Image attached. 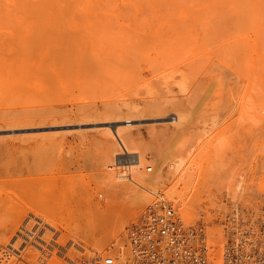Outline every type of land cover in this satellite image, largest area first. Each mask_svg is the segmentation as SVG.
Returning a JSON list of instances; mask_svg holds the SVG:
<instances>
[{"label":"rangeland","instance_id":"1","mask_svg":"<svg viewBox=\"0 0 264 264\" xmlns=\"http://www.w3.org/2000/svg\"><path fill=\"white\" fill-rule=\"evenodd\" d=\"M169 1L162 3L158 1L148 9L140 4L128 6L142 12V16L141 13H138L140 16H136L137 20L135 16L129 19L134 13L127 7L128 3L122 0L105 7L107 9L105 11H112L110 16L112 19L87 16L90 13L89 11L86 13L87 4L74 6L68 17L71 21L68 23L70 26L54 28L56 31L54 35L37 32L31 37L28 32L32 34L34 30L28 28L30 31H27V28L21 27L13 28V33H10V22L5 21L7 23L5 25L9 27L7 30L8 27L2 24L4 21H0V30L4 32L3 34L0 32L2 34L0 63L9 60L7 49L10 44V48L20 46L25 38L31 42H40L53 37L56 41L64 42L61 49L53 55L36 53L33 58L29 57L30 62L36 59L32 61L31 66L37 62L38 64L26 69L28 75L41 68L39 73L35 72L34 76L33 74L29 76V81L33 83L30 90L12 88L13 84L23 81V74L16 75L13 83H8V77L5 78L7 74L5 69L8 70L4 67L6 63L0 64L2 88L0 115L1 119L4 118L0 121V197L5 199L0 204V209L4 208L0 213L19 209L21 213L25 211L23 207L26 209L28 203L25 187L28 179L32 177V184L40 191L34 192L37 198H33L35 201H32L35 203L33 209L46 214L51 227L50 229L46 226L44 230H39L38 225H35V228L34 225L29 227L30 231L34 230L32 236L41 233V246L38 248L32 246V251L39 254L45 260V264H49V261L73 264L74 260L77 263L84 251L88 253L103 251L114 241L125 240L127 231L124 227L137 222L155 200L154 192L149 191L150 202L135 209L133 202L129 200L132 199L131 196L118 189H111L105 176L96 175L105 160L107 162L105 166L112 163L106 158L107 149L114 150L117 147V151L123 149L114 139L106 141L107 132L89 123L103 119H124L128 112L129 115L133 114L130 113L133 106L143 108L152 103V100H168L171 101L172 108L179 104L180 110L186 114L187 120L184 121L187 126L181 133L176 132L173 127L172 133L161 131V127L155 130L147 122L141 124L136 121L134 122L136 126H132L129 131L132 135V145L144 151L146 156L140 173L146 171L148 166H152L153 171L156 172L159 168L162 174L171 176L177 169V163L173 157L161 160L162 157L157 152L168 146L177 148L184 145L183 151L186 154L190 175L178 183V191L173 188L174 182L157 185L155 190L159 189L161 193L164 191V195L174 202L175 208L187 220H197L206 216L211 224L210 230L213 231V228L218 230L215 235L209 233L210 242L215 249V261L219 258L225 241L223 211L226 212L231 200H234V204L248 200L258 201L257 192L264 190V85L260 86L259 91V87L253 84L256 87L253 86L252 91V83L247 81L231 84L213 76L211 68L206 65L207 60L213 58L208 52L205 39V35L209 34V28L206 31L205 24L209 22L204 21L205 19L201 25L195 22V18L196 21H202L204 18L199 13L203 15L205 12L207 16L209 13L210 18L208 4L205 0L204 4L201 0ZM162 4H168V7ZM162 6L166 9L164 14L160 12ZM154 9L159 10L161 14L158 11L155 14ZM127 12L132 14L127 15ZM165 12H170V16ZM192 13L194 15L191 16ZM200 17L202 18L199 19ZM155 18L156 21H153ZM188 20L189 23H186ZM76 23L80 25L76 26ZM171 28L173 32H177L171 33V30L169 32ZM5 31L9 32L8 35ZM22 57L14 58L15 64L17 61L19 63V60L22 62ZM53 64H56L57 78L51 82L47 76L52 72ZM3 75L5 80L1 79ZM184 76L186 78L183 79ZM3 84L8 88L2 86ZM249 84L251 88H248ZM39 86H42V89H39ZM254 90L259 93L256 94ZM110 109L113 111L109 114L107 110ZM27 120L35 123L28 124ZM34 126H39L38 130H41V126L43 129L41 132L35 129L36 133L34 130L20 129ZM2 127L16 129L13 133L4 131ZM115 153L114 151L112 154ZM171 164H174L173 168L170 167ZM217 164L224 168L217 169L219 180L222 182L212 185L211 190L205 191L199 187V184L205 182L201 172ZM109 167L105 169L110 174L120 172L123 168L117 165ZM128 171L131 175L134 172ZM150 173L146 171L141 174L149 176ZM138 174L133 173L135 176ZM126 182L133 183L131 179ZM197 183L199 188L196 187ZM138 186L140 188V185ZM177 192L180 194L177 195ZM212 196L215 198L212 199ZM193 199L194 202H190L189 205V201ZM212 201H215V204ZM37 203L41 204L39 209ZM126 210L137 212L126 218L120 229L121 233L117 235L116 232H111L106 243L95 245L102 238V234L91 236L86 219H93L94 227L100 226L104 224L102 215L117 216L116 214ZM80 223L82 224L78 225ZM210 230L208 229L209 232ZM12 232L9 236L13 234ZM3 239L5 241L1 242ZM0 240L2 244L7 242V238L1 237ZM4 255L5 251H0V256ZM29 257L26 254L24 262L27 263L26 259Z\"/></svg>","mask_w":264,"mask_h":264},{"label":"bare ground","instance_id":"2","mask_svg":"<svg viewBox=\"0 0 264 264\" xmlns=\"http://www.w3.org/2000/svg\"><path fill=\"white\" fill-rule=\"evenodd\" d=\"M116 1L117 0H0V21H4V23H2L4 25L5 24L7 25V23H5V21L10 22V24H9L10 25L9 27L11 29V30H9L10 33H13V30H14L13 28L21 27L22 29L27 28V31L30 28L32 30H34V32H32V34H30V32H28L29 36H31V37L33 35H35L37 32H43L46 34L54 35L56 33V31L53 30L54 28H56V27L59 28L60 26H65V25L70 26V24H68V23L71 21H70V19H68V17L70 16V11H71L72 7L79 6L81 4H87L88 9H86V11H87L86 13H88V11L90 12L87 14V16H97V17L103 16V17L109 18L110 16H112V14H111L112 11L111 12L105 11V10H107V9H105V7L111 3H112L111 5L115 4L113 2H116ZM122 1L124 3H128L127 7L132 6V5L136 6V5L140 4V5L145 6V9H146V7L148 9L151 5L157 3L158 1H160V3H162L165 1H169V0H122ZM201 1L204 4V1L203 0H201ZM169 2H171V1H169ZM205 2L208 4V9L210 11V18L208 17L209 13H207L208 14V16H207L203 10L202 11V12H204L203 15H202V13H199V14L204 18H202V17L199 18V19L202 18L201 19L202 21H199L198 19H197L198 21H196V18H195V22L200 23L199 25L204 24V23H202L204 19H205L204 21L208 20L207 22H209L208 23L209 27H208L207 23L205 24L207 27L206 31L209 28V30H208L209 34L205 31L204 27H203V29L207 33V35H205V39H206V43L208 46L207 49L209 48L208 52L211 56H213V58L210 60H207L206 65H208V68H211V70L213 72V76L219 77L221 80H225V82H229L232 84V83H243V82L247 81V83H252V89H251L252 91H253V86L255 84L257 85V87H259V91H260L261 90L260 86L264 85V0H205ZM190 3H191V1H190ZM111 5H110V7H111ZM162 5L167 6L168 4H162ZM162 7L164 8V6H162ZM128 8H129V10L132 11V13H134V14H132L130 12L132 15L130 16L129 19H133L134 16L135 17L140 16V14H138V13H141V16L143 15L142 12L139 11V9H134V8L130 9V7H128ZM163 8L160 9V12H162V13L166 10L165 8L164 9ZM157 9H159V8H157ZM129 10H127V11L129 12ZM201 10L202 9H200V11ZM157 11L159 12V10H157ZM157 11L155 12V14H157ZM168 11H170V10H168ZM121 12H123V11H121ZM128 12H127V15L128 14L130 15V13H128ZM152 13H154V11ZM165 13L168 14V16H170L169 15L170 12H168V13L165 12ZM192 15H194V13H192L191 16ZM205 15L209 19L208 18L206 19ZM162 16H164V15H162ZM114 17H116V16L114 15ZM126 17L128 18V16H126ZM154 17H155V15H154ZM106 18H104V19H106ZM156 18L153 21H156ZM110 19H112V18L110 17ZM113 20H115V19H113ZM135 20H137V17L135 18ZM189 20L186 23H189ZM74 22H75V20H74ZM143 22H145V19H143ZM195 22H194V24H195ZM191 23H190V25H191ZM0 24H1V22H0ZM4 25L2 26L3 28H4ZM75 25L78 26L80 24L76 23ZM6 27H8V26H6ZM9 27L6 29L8 30ZM174 28L175 27H173V29ZM199 28L201 29V27H199ZM145 29H147V27ZM189 29H191V28L189 27ZM170 30L172 33L173 32L172 28L169 29V32H170ZM183 31H185V30H183ZM0 32L2 33L1 30H0ZM174 32H177V31H174ZM6 33H7L6 35H8L9 32L7 31ZM23 33H26V32H23ZM6 35H4V37ZM23 35H25V34H23ZM23 35H22V37H23ZM172 35H174V34H172ZM11 36H12V34H11ZM13 37H14V34H13ZM2 38H3V36H2ZM182 38H185V37H182ZM25 39L22 40L20 46L18 45L16 47L10 48V46H11V44H10V46H9L10 49L8 48V46L6 44V49L8 48L7 50H9L8 51L9 60L6 59L7 61L5 60L2 62L3 64L2 63H0V64L4 65L6 63L8 65V66H6V64H5V66H4V67H7V69L9 70L8 71L5 69V72L7 74L9 73L8 75L6 74L7 76L5 75V78L8 77V83H11L14 80L16 75L23 74V81L21 80V82L19 81L18 84H13L14 87H12V88H15V89L21 88L24 90H30V89H32L33 83L31 84V82L29 81V76L31 77V75L33 73L32 74L30 73L31 75H28L27 73H29V72H26V69L29 68L32 65V61L33 60L35 61L36 59L34 58L30 62L29 57L32 56V58H33V55L36 53H40V54L45 53L46 55H53L56 52H58L59 49H61L62 43H64V42L56 41L53 39V37H52V39L43 40L40 42H31V41L25 40ZM171 39H172V37H171ZM188 39H190V38H188ZM205 39H204V41H205ZM169 41H171V40H169ZM7 42H9V40L6 41V43ZM19 42H18V44H19ZM2 43H3V41H2ZM10 43H11V41H10ZM157 43H159V42L157 41ZM195 44H196V42H195ZM0 45H1V43H0ZM158 45H160V44H158ZM12 46H13V43H12ZM106 46H107V44H106ZM178 46H180V45H178ZM18 55L23 56L22 62H21V60H19V63L17 61L15 64L13 59L16 57H19ZM200 59H202V58L200 57ZM202 62H201V64H202ZM37 64H38V62L36 64H33V66H36ZM53 65L54 66H53L52 72L49 73V76H47V78L51 82H53V80H55L57 78V69L55 68L56 64H53ZM33 66H31V67H33ZM38 67H40V66H38ZM31 69H29V71ZM40 69L41 68H39V70ZM39 70L35 69L33 71L34 74L39 73L41 71V70L40 71ZM3 71H4V69H3ZM0 72H1V70H0ZM5 72L3 74H5ZM30 72H32V71H30ZM193 72H195V71H193ZM189 73H187V74H189ZM34 74L32 76H34ZM190 74H192V73H190ZM0 75H1V73H0ZM188 76H190V75H188ZM5 78L3 75V77L1 79L5 80ZM184 78H186V77L184 76L183 79ZM231 84H229V85L231 86ZM34 85H35V83H34ZM51 85H52V83H51ZM250 85L251 84H249L248 86H250ZM2 86H4V84ZM41 87L42 86H39L38 88L42 89ZM254 87H256V86H254ZM36 88H37V86L34 87V89H36ZM248 88H251V86ZM0 89L2 91L1 87H0ZM246 89H247V87L245 88V91L247 92ZM6 90H8V89H6ZM251 90L249 89L250 92H251ZM257 90H258V88H257ZM45 92H46V90H45ZM250 92L248 93L249 97H250ZM254 92H256V94L259 93V92L257 93L256 90H254ZM1 94H2V92H1ZM251 94H253V93H251ZM259 95H261V94H259ZM252 98H254V97H252ZM259 99L261 100V97ZM259 99H258V101H259ZM36 102H38V101L36 100ZM170 103H171V101H168V100H163V101L162 100H152V103L148 104V106H145L143 108H137L136 106H133L130 110V113L133 112V114L129 115V112H128V114L126 113L128 116L124 119H118V118L117 119H103V120L98 121V122L96 121L93 123H89L92 126L96 127L97 129L99 128V129H102L103 131L107 132L108 138L106 141H112L114 139L116 141L115 143L117 145H119L121 147V149H123V151H117V148H118L117 147L114 150L107 149V152H105L106 158L109 161H111L112 163L115 162L113 164L112 163L108 164L107 166H110L111 168H112V166L114 167L116 165L119 167H123L120 172L118 171L115 174H113V173L110 174V172L106 171V169H105L107 167V166H105L106 160H105V162H103V160H104L103 158L105 157V155H104L102 157L103 160L101 159L104 164L102 163V165H101L102 168L101 167L98 168L96 175H98V177H100L101 175H102V177L105 176L106 180H108L107 183H109L108 185H110L111 189H114V190L118 189L122 192H125L127 194V196H131L132 199H129V200L133 202L135 209L150 202V195H148L149 191L154 192L155 197H159L160 199L165 200L168 203L170 201L174 205V202L171 201L170 199H168L164 195V193H165L164 191H163L164 193L163 192L161 193L160 190L158 189L159 192H156V191H158V190H155L156 186L160 185V184H164V183L170 184L171 182H174L173 188L177 189L178 183L182 180L187 179V177L190 175V173L188 172L190 170L188 169V166H187L188 162L186 160V154L183 151L184 145L177 147V148H176V146L175 147L174 146H168L166 148L159 149L157 152V154L160 157H162L161 160L173 157V159L177 163V169L171 176H169L168 174L167 175L162 174V172L159 170V168L157 169L156 172L153 171L152 166H148L146 168V171L149 173L151 172L150 173L151 175L150 174H149V176H146V174L142 175L141 173L146 172V171H144V172L141 171V173H140L141 166L146 161V156L144 154V151L138 150L139 149L138 147L132 145L133 140H132V135L130 134L129 130L132 129L131 128L132 126H136V124H134L135 121L139 122L141 124H142V122H147L153 128H155V130L158 127H161L160 130L164 131V132L168 131V132L172 133V127L177 130L176 132L181 133L183 131L185 126H187V124H185V121H184V120H187V119H185L187 116H186V114H184L182 112V110H180L179 104L174 105V107L172 108L170 106ZM26 106H28V105H26ZM3 109H5V108H3ZM111 109L107 110V112L109 114L114 110V108L112 111H111ZM172 109H175V110H172ZM32 116L33 115H30V117H32ZM136 116H139V117H136ZM28 117H29V115H28ZM34 117H36V115H34ZM1 120H4V118L1 119V115H0V121ZM27 122L29 124L30 122L33 123L34 121H31V120L28 121L27 120ZM139 123H137V124H139ZM84 125H85V123H84ZM51 126H53V125H51ZM7 127H9V125ZM53 127L56 128L59 126H53ZM83 127H85V126H83ZM2 128L4 129V131L6 130V131H10V132H13L16 129L15 127H10L9 129H5L4 127H2ZM38 128H39V126L38 127H35V126L34 127H23L20 129L31 130V131L34 130L33 132H35L36 130H38ZM45 128H44V130H45ZM47 128H48V126H47ZM42 129H43V127L41 126V130ZM41 130H38V131L41 132ZM1 131H3V130L1 129ZM10 132H8V133H10ZM27 132H29V131H27ZM31 133L32 132H30V134ZM32 134H34V133H32ZM109 148H111V147H109ZM112 148H114V147H112ZM114 151L116 152L114 154L115 156L112 154ZM215 154H216V152H215ZM218 155H220V154H218ZM113 156H114V158H116L115 161L113 160ZM219 162H221V160ZM158 163H159V161H158ZM106 164H107V162H106ZM170 167L173 168L174 164H171ZM220 168H221V165L219 167V164H217L216 166L211 165L208 169L201 172L202 178L204 179L203 181H205V182L203 184L197 183L196 187L197 188L202 187L203 189H205V191H207V190L212 189L211 188L212 185L213 186L218 185L219 182H222L219 180V177H218L219 172L217 171V169H220ZM222 169H224V168H221L220 170H222ZM232 169H231V172H232ZM128 170H130V171L132 170V172L134 170L135 173L137 172V174L138 173L139 174L137 176H135V175H133V173H134L133 172L131 175ZM229 173H230V171H229ZM226 174L227 173H225L224 175L227 179L228 177L226 176ZM232 176H233V174H232ZM146 177H148V178L146 180H144V178H146ZM31 178L28 179V182H27L26 187H25L26 188V200L28 201V203L26 205L27 206L26 209H24V207H23V210H25L24 212H22L23 215L20 211L21 209L13 210V211L7 210V211L0 213V223H1L0 235L1 234L3 235V236H1L2 238H7V242H5V244L1 243V242L5 241L4 239H3V241H1L2 239L0 240L1 241L0 242V251H5V255L0 256V264H45V260L39 254L32 251V246H35L36 248L41 246L40 245L42 243L41 233L38 232L39 233V235H38V234H35L36 233L35 232L34 233L35 235L32 236L31 234H32L33 229L30 231L29 227L31 225H34V228H35V225H38L39 230H42V229L44 230L48 226L51 229V227H50V223L48 222V220L46 218L47 215L44 213H41L39 211L38 212L34 211L35 209H33V206H35L34 205L35 203L34 204L32 203V201L35 202L33 200V198L34 197H35V199L37 198V196H34V194H35L34 192H36V191L40 192V191L36 190V189H38V187L36 185L34 187V185L32 184L33 180H31ZM128 178H130L133 183H127L126 180H130ZM35 182H36V180H35ZM183 182H185V181H183ZM198 184H199V187L197 186ZM138 185H140V188ZM23 188H24V186H23ZM177 191H178V189H177ZM171 193H172V191H171ZM177 193H178L177 195L180 194L179 192H177ZM211 193H212V191H211ZM181 194H182V192H181ZM214 198L215 197H213L212 199H214ZM256 198L258 201H249L248 200V202H243L241 204L238 202H236L234 204V200H231V204H230V206H228L226 212L223 211V215L225 217V219L223 221L228 222V223H233V225L230 228V234H231L232 242H233L232 243L233 246L231 247L233 249V256H232V260L229 264H264V190L257 192ZM4 201H5V199L0 197V204L3 203ZM156 202H157V199L153 201V203L150 205V207L152 205H154ZM190 202H194V199H193V201H191V200L189 201V203H188L189 205H190ZM212 202L215 204V201H212ZM40 205L39 204H38V206L36 205L38 209H39ZM183 205H185V204H183ZM182 208H183V206H182ZM2 209H4V208H2ZM2 209H0V210H2ZM173 209L175 210L177 220H180L182 224H185L186 226H195L197 228H205V229L210 230L209 227H211L210 226L211 224L207 220L206 216H205V218H203V216H202L197 220H195V219L194 220H187V218H185V216H183L175 208V206H173ZM132 211L126 210V211L122 212L121 214H116L117 216H113L111 214L106 216V214H104V215H102L103 219H104V221H103L104 224H102L100 226H95V227H94V220L93 219H86V225L89 227V230H90L89 232H90L91 236H92V234L96 235L97 233L102 234V238H100L98 243H96V244L94 243V244L99 246V245H103L104 243H106L107 239L110 238L109 234L111 232H116L117 235L120 234L122 231L120 229L122 228V225L124 224V221L126 220V218L130 217L133 213L137 212L138 209H137V211L135 210V212H132ZM149 211L150 210H147V212L144 213L142 215V217L135 223L138 224L140 222H146L147 221L146 217L149 215L148 214ZM81 224L82 223H80L78 225H81ZM111 225H113V227H111ZM51 226H53V225H51ZM13 228H14V230H13ZM97 228H99L100 230H97ZM124 229H125V227H124ZM87 230H88V228H87ZM216 231H218V230L213 228V231L210 230V234L215 235V234H217ZM10 232H12L13 234H11L9 236ZM86 234H88V233H86ZM160 237H165V236L161 235ZM63 238H65V237H63ZM72 240H74V239H72ZM17 243H19V244H17ZM155 244H156V247L152 249V263H150V262H148V258L146 257L147 252H143L144 255H140V254L133 251V249L131 248V245H130L129 235H127V232H126V239L125 240L114 241L113 243H111L108 246V248H106V250H103V251H97L96 250L92 253L91 252L88 253V252L84 251V253L80 256V259L77 260V263L73 259L74 260L73 264H75V263L80 264L81 262H83L87 258H89V260L94 261L95 263L97 262V264H108V263L104 262V258L106 256V254H109V253H112V255H115L114 262L112 264H131V261H135V255H138L140 258L138 260L140 262L139 264H167V261L169 260V257L171 255H174L177 258L186 259L187 264H203L204 263V259L201 257H200V259H197V260L195 258L194 259L189 258L191 256V254L188 253L187 251H185L182 254V256L180 257V253L178 252L180 250V242L175 247H168L167 241H160V242H156ZM27 245L29 247H26ZM78 246H80V245H78ZM188 246L193 247L192 243L191 244L188 243ZM223 248H224V245L222 247V251H221L219 258L215 261V252H214L215 249H214V247L213 248L210 247L209 260H210L211 264H223V263L227 262L225 259L222 260ZM7 253H13V254H7ZM26 254L30 256L28 259H26L27 263L24 262ZM48 263L49 264H61L60 262H57V261L56 262L49 261Z\"/></svg>","mask_w":264,"mask_h":264},{"label":"built area","instance_id":"3","mask_svg":"<svg viewBox=\"0 0 264 264\" xmlns=\"http://www.w3.org/2000/svg\"><path fill=\"white\" fill-rule=\"evenodd\" d=\"M156 199L157 202L149 207L150 211L146 217V222L131 223L125 228L133 251L140 255H144L143 252H147L148 262L152 263V249L156 247V242L167 241L168 247H175L180 242V250L178 251L180 257L187 251L191 254L189 258L197 260L201 257L204 259L203 264H211L209 250L214 245L210 242L208 229L182 224L180 220H177L173 209L174 205L170 201L168 203L159 197H156ZM232 225L233 223L224 222L225 241L223 243L222 260L225 259L227 262L223 264H229L233 256V249L231 248L233 242L230 234ZM161 235L165 237H160ZM188 243H192L193 247L188 246ZM114 257L115 255H112V253L106 254L104 262L112 264ZM139 259V256L135 255V261H131V264H139ZM180 263L187 264L186 259L171 255L167 261V264ZM80 264H97V262L95 263L87 258Z\"/></svg>","mask_w":264,"mask_h":264}]
</instances>
